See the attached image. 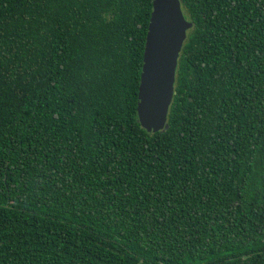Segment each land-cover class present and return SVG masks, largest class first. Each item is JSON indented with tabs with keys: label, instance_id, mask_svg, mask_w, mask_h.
<instances>
[{
	"label": "trees",
	"instance_id": "trees-1",
	"mask_svg": "<svg viewBox=\"0 0 264 264\" xmlns=\"http://www.w3.org/2000/svg\"><path fill=\"white\" fill-rule=\"evenodd\" d=\"M179 1L148 133L153 0H0V264H264V0Z\"/></svg>",
	"mask_w": 264,
	"mask_h": 264
},
{
	"label": "water",
	"instance_id": "water-1",
	"mask_svg": "<svg viewBox=\"0 0 264 264\" xmlns=\"http://www.w3.org/2000/svg\"><path fill=\"white\" fill-rule=\"evenodd\" d=\"M191 27L179 0H153L137 102L138 122L148 133L166 127L178 58Z\"/></svg>",
	"mask_w": 264,
	"mask_h": 264
}]
</instances>
